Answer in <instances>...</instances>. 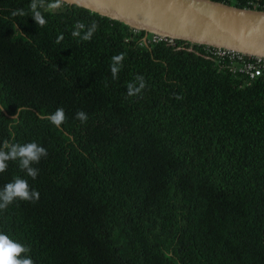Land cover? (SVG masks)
<instances>
[{
  "label": "trees",
  "instance_id": "trees-1",
  "mask_svg": "<svg viewBox=\"0 0 264 264\" xmlns=\"http://www.w3.org/2000/svg\"><path fill=\"white\" fill-rule=\"evenodd\" d=\"M143 33L0 0V264H264V82Z\"/></svg>",
  "mask_w": 264,
  "mask_h": 264
},
{
  "label": "water",
  "instance_id": "water-1",
  "mask_svg": "<svg viewBox=\"0 0 264 264\" xmlns=\"http://www.w3.org/2000/svg\"><path fill=\"white\" fill-rule=\"evenodd\" d=\"M134 30L264 57V11L214 0H60Z\"/></svg>",
  "mask_w": 264,
  "mask_h": 264
},
{
  "label": "built area",
  "instance_id": "built-area-1",
  "mask_svg": "<svg viewBox=\"0 0 264 264\" xmlns=\"http://www.w3.org/2000/svg\"><path fill=\"white\" fill-rule=\"evenodd\" d=\"M160 39H163L169 45H172L174 40L153 33H143L138 44L145 47ZM202 52L205 56H209L218 64H221L232 78L241 81L240 85L257 80L264 82V57L262 56L208 46H203Z\"/></svg>",
  "mask_w": 264,
  "mask_h": 264
}]
</instances>
